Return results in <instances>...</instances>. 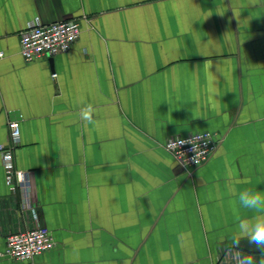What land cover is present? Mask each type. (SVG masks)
<instances>
[{"label": "crops", "instance_id": "crops-1", "mask_svg": "<svg viewBox=\"0 0 264 264\" xmlns=\"http://www.w3.org/2000/svg\"><path fill=\"white\" fill-rule=\"evenodd\" d=\"M70 17L67 51L23 59L27 24ZM0 52V147L17 120L37 205L20 208L0 158V251L37 225L54 239L0 264L264 260L237 232L253 215L238 193L264 191V0H0ZM198 131L216 149L184 169L164 142Z\"/></svg>", "mask_w": 264, "mask_h": 264}, {"label": "built area", "instance_id": "built-area-1", "mask_svg": "<svg viewBox=\"0 0 264 264\" xmlns=\"http://www.w3.org/2000/svg\"><path fill=\"white\" fill-rule=\"evenodd\" d=\"M80 31L78 17L62 18L51 22L35 19L20 33L19 52L26 61L54 56L67 51L78 39ZM8 137L9 143L0 147L5 182L11 189L20 190V208L30 210L36 218L37 205L32 196L30 172L17 168L14 164L13 151L20 138V126L17 120L8 121ZM217 143L218 138L213 133L198 131L183 136H170L164 142V147L182 168L191 169L203 164L215 151ZM53 246L54 239L50 232L44 226L37 225L7 234L5 247L0 251V257L31 260Z\"/></svg>", "mask_w": 264, "mask_h": 264}, {"label": "clouds", "instance_id": "clouds-1", "mask_svg": "<svg viewBox=\"0 0 264 264\" xmlns=\"http://www.w3.org/2000/svg\"><path fill=\"white\" fill-rule=\"evenodd\" d=\"M85 120H90V113L84 114ZM238 204L241 208L253 213L250 218L241 219L237 225V232L250 244L256 245L264 255V191L245 188L238 193ZM239 264H256L252 255H242ZM264 264V260L260 261Z\"/></svg>", "mask_w": 264, "mask_h": 264}]
</instances>
